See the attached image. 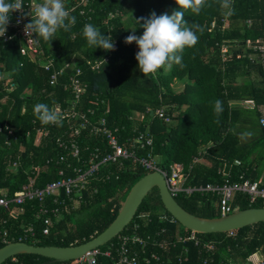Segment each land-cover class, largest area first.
Returning a JSON list of instances; mask_svg holds the SVG:
<instances>
[{
  "label": "trees",
  "instance_id": "16d2710c",
  "mask_svg": "<svg viewBox=\"0 0 264 264\" xmlns=\"http://www.w3.org/2000/svg\"><path fill=\"white\" fill-rule=\"evenodd\" d=\"M91 6L94 14L89 24L97 27L101 34L112 37L114 50L105 51L88 44L83 35L86 18L77 11L70 13L76 23L69 31L59 30L52 41L38 38L45 55L57 59L56 69L67 61L81 70L80 78L87 84V92L82 95L78 108L94 107L95 97L104 98L110 109L107 124L119 129L120 145L128 147L126 139L134 137L133 130L151 134L152 154L161 158V167L168 168L175 162L182 164L188 184L241 182L243 175L242 179L252 181L263 177L260 188H264V128L258 124L262 115L259 108L264 110V74L259 63L250 58L253 52L247 50L244 43H255L264 35V0H206L198 15L184 10L189 24L195 22L203 28L202 33H197L198 43L184 50L183 67L173 64L170 70L160 69L146 76L139 70L135 58L138 46L126 44L125 38L132 31L138 36L143 34V28L136 22L138 18L148 17L152 12L158 16L165 12L171 15L179 10L175 0H91ZM109 12L113 14L111 19L107 18ZM247 21H251L250 26ZM11 51H15L14 46L0 41V73L7 76L3 82L10 80L16 84L12 92H6L5 85L0 83V194L7 193L9 198L28 183L29 177H34L30 172L32 166L42 167L45 159L58 153L55 139L68 134L67 124L47 127L39 143L34 144L42 122L33 109L37 103H45L51 109L56 104L67 106L71 93L62 85L67 83L64 75L73 72L71 66H67L57 84L50 86L49 73L29 63L17 51V55L10 58ZM97 62H101L100 67L91 70L89 63ZM253 74L260 77L258 85L251 81ZM217 99L223 102L221 112L214 111ZM240 100H250L254 107L243 109L232 105L233 101ZM159 108L167 111L168 123L154 114ZM147 109L153 111L152 115ZM134 113L144 114L143 120L131 119ZM237 125L242 126V131ZM240 132L244 133L242 141L238 137ZM200 147L207 149L199 153ZM195 156L199 157V162L191 165ZM17 157L20 158L17 169L8 170L9 163ZM234 160H239L241 166H233ZM145 174L131 169L120 175L118 181L99 185L95 198L88 199L75 211L69 207L63 209L62 221L52 226L47 236L41 235L42 224L36 220L37 203H25L22 215L15 219L2 212V217L7 219L8 242H17L23 228L32 224L35 238L21 240L29 245L68 247L85 243L112 223L120 209L121 196L123 201L130 188ZM55 178V169L44 167L35 186L41 188ZM175 200L192 215L220 217L215 196L194 193ZM232 200V212L264 208V201L258 199L250 205L248 196L242 193H235ZM160 211L164 209L154 189L144 198L134 218L141 213L149 214L148 219L138 221L137 233L169 242L167 250L152 248L163 264H178V257L183 259V264H264V223L244 227L231 235L195 233L194 240L189 241L191 231L178 223H161ZM135 222L136 219L126 229ZM178 237L186 241L183 243ZM114 242L115 239L99 249L104 252ZM205 244H211L212 248L207 249ZM3 246L5 244L0 242V248ZM14 258L16 262L10 264L47 261L37 255ZM75 261L55 264H75ZM95 264H111V257L99 255Z\"/></svg>",
  "mask_w": 264,
  "mask_h": 264
},
{
  "label": "built area",
  "instance_id": "2783aa9c",
  "mask_svg": "<svg viewBox=\"0 0 264 264\" xmlns=\"http://www.w3.org/2000/svg\"><path fill=\"white\" fill-rule=\"evenodd\" d=\"M229 0H227L228 2ZM39 0H23V8L20 11L13 12L11 19L7 25L6 32L0 41L4 44H9L15 47V50L22 58L29 63L35 64L43 71L49 73L48 85L54 86L58 82V78L64 75L65 68L71 66L72 63L63 61L61 68L56 69L55 61L57 59L45 55L40 41L31 42V39H36L35 34L28 37L25 34L24 28L35 14V6ZM65 6L68 4L67 10L71 13L77 11L80 16L86 18V23L92 19L94 9L91 6V0H63ZM113 14L108 13L107 18L111 19ZM247 25H251V21H247ZM28 40L30 41L28 43ZM246 49L253 52L250 58L255 57L264 74V35L261 36L255 43L250 41L244 42ZM222 55L225 54L226 48L221 49ZM106 61V59L104 60ZM101 62L89 63L91 70H97ZM73 71L70 74L64 75L67 83L62 87L65 91L71 93L70 102L67 106L61 107L59 104L53 106L60 117L58 123L40 124V128L36 133L34 144H38L41 138V133L47 127H56L67 124L68 134H64L55 139V146L58 150L54 156H50L44 160L43 166L35 165L30 168V172L34 177H29L28 183L23 185L12 197H8L7 193L0 194V242L8 244V233L5 229L7 219L2 217V212L9 218L15 219L22 215L23 205L27 202L37 203L36 220L42 224L41 235H49L50 229L55 225L62 215L63 209L67 207L74 210L79 205L84 204L88 199L95 198L98 190L94 184L109 183L113 178L118 179V170L130 171L138 169L146 173L158 172L162 175L166 182L167 189L173 198L181 195L190 196L193 193L201 195L211 193L218 197L217 208L220 216L228 215L232 212V199L235 193H242L248 196L250 203L256 200H264V188H260V183H252L248 180L241 182H224L220 185L207 184L199 187H185L181 183L180 165H174L169 170L162 169L160 164L155 162V156L149 150L152 147L153 139L151 134L145 132H135L132 139H126L128 147H134L135 150H127L119 143V138L115 132L111 131V127L107 124V115L109 114V106L104 98L95 97L94 107L79 109L82 95L87 92V84L81 80V70L77 66H71ZM7 79L6 74L0 73V83L5 85L6 92H12L16 88V84ZM1 101H4L2 99ZM147 112L153 111L147 109ZM146 112V113H147ZM139 115L137 121H142L144 114ZM154 114L168 123L169 117L165 108H159L154 111ZM258 124L264 128V115L259 118ZM95 141V144L89 142ZM9 146V143H6ZM148 152L144 155H138L137 151ZM198 159L194 158L196 162ZM20 164V158L17 157L9 163L7 169L15 171ZM236 164H238L236 162ZM44 167H53L55 169L56 178L53 181L46 183L43 187L37 188L35 181L39 172ZM92 187V188H91ZM147 213H141L136 218V222L129 229L124 228L115 238V242L111 243L108 248L101 252L99 248L93 249L76 260L75 264H95L96 257L104 255L107 258L111 257V264H163L160 257L152 250V248L168 249L169 242L164 240L158 241V238H152L150 235L141 236L137 233L139 228V220H146L149 217ZM133 220L131 222H133ZM158 220L161 223L174 225L177 223L174 218L166 212L158 213ZM131 224V223H130ZM128 227V226H127ZM164 230H162L163 232ZM232 232H229L231 235ZM26 238H35L34 227L32 224L23 228L21 237L17 242H22ZM195 233L191 234L187 240H194ZM178 240L185 242L186 239L178 237ZM204 247L211 249V244H205ZM186 254V249L183 251ZM114 253V254H113ZM8 260H10L8 262ZM16 262L14 257L7 259L2 264H10ZM178 264H183V259L177 258Z\"/></svg>",
  "mask_w": 264,
  "mask_h": 264
},
{
  "label": "clouds",
  "instance_id": "9594fccd",
  "mask_svg": "<svg viewBox=\"0 0 264 264\" xmlns=\"http://www.w3.org/2000/svg\"><path fill=\"white\" fill-rule=\"evenodd\" d=\"M178 9L171 15L167 12L159 16L152 12L148 17H140L136 22L143 28L142 35L135 31L125 38L126 44L135 43L139 51L136 54L139 70L146 76L156 73L160 69L170 70L173 64L183 67V52L186 48L194 47L199 40L198 32L203 28L198 23H191L184 18V10H191L199 14L205 6L206 0H175ZM23 8V0H0V37H3L13 12ZM142 22V23H141ZM76 23V18L70 15L63 0H40L35 6V14L24 31L28 37L35 34L44 41H52L59 30L69 31ZM83 35L89 45L105 51L114 50V41L111 36L101 34L92 24H85ZM30 41L28 40V43ZM223 102L217 99L214 102V111L223 110ZM34 114L44 124L58 123L60 117L54 109L45 103L34 105Z\"/></svg>",
  "mask_w": 264,
  "mask_h": 264
},
{
  "label": "water",
  "instance_id": "95a60500",
  "mask_svg": "<svg viewBox=\"0 0 264 264\" xmlns=\"http://www.w3.org/2000/svg\"><path fill=\"white\" fill-rule=\"evenodd\" d=\"M154 189L157 190L164 211L180 226L197 234L229 233L257 223H264V208L255 207L234 211L217 218H201L192 215L170 195L162 175L158 172H149L130 188L115 219L96 237L80 245L68 247L33 246L24 242L8 243L0 248V264L19 255H37L47 259L41 264L78 260L85 253L103 247L120 234L133 220L144 198Z\"/></svg>",
  "mask_w": 264,
  "mask_h": 264
},
{
  "label": "crops",
  "instance_id": "0c3cea01",
  "mask_svg": "<svg viewBox=\"0 0 264 264\" xmlns=\"http://www.w3.org/2000/svg\"><path fill=\"white\" fill-rule=\"evenodd\" d=\"M251 81L255 84V83H257V82H260V77L258 76V75H252V77H251ZM178 86H179V84H178ZM177 85H176V87H178ZM232 105H234V106H242V108L244 109H246V108H253L254 107V105H253V102L252 101H250V100H245V101H242V100H240V101H233L232 102ZM259 111H261L262 112V115H264V110H263V107H260L259 108ZM135 114L136 113H134L133 114V117H131V119H133V118H135L136 119V117H135ZM174 114H175V112H174ZM261 115V116H262ZM135 119H133L134 121H137V120H135ZM137 119H138V117H137ZM237 126H239L238 128L240 129V131H242V126H240V125H237ZM117 128H114V127H111V131L112 132H114L115 130H116ZM119 130V129H118ZM133 132L135 133L136 131L135 130H133ZM140 132H144V131H140ZM118 133H119V131L118 132H115V134H116V136H118ZM146 133V132H145ZM243 134L244 133H242V132H240V133H238V137L240 138V140L242 141L243 139H244V137H243ZM118 138L120 139V137L118 136ZM123 148H125V149H127V150H135V148L134 147H123ZM152 148L153 147H151L149 150L151 151V153H152ZM200 149V151H199V153L202 151V152H204L205 151V149H207V147H200L199 148ZM137 151V150H136ZM148 152V150H146V152L145 151H137V153H138V155H145L146 153ZM198 153V154H199ZM153 156H155V155H153ZM155 158L157 159V161H158V159L160 160L161 158H159V156H155ZM194 158H197L198 160L195 162L194 161ZM199 162V157L198 156H195V157H193L192 158V162H191V165H195V164H197ZM236 162L238 163V164H236ZM160 163V162H159ZM180 165L181 167H182V171H181V183H183V185L185 186V187H199V186H202V185H199V186H195V185H191V184H188V180L186 179V174L184 173V169H183V165L182 164H180V163H177V162H175V163H172L168 168H162V169H165V170H169L170 168H172L174 165ZM207 164H209V163H207ZM232 165L233 166H236V167H240L241 166V164H240V161L239 160H234L233 162H232ZM160 166H161V164H160ZM118 176H120V175H122V174H126V173H128L129 171H120V170H118ZM115 175H112V177H111V181L109 182V183H106V184H104V183H97V184H94V186L96 187V189L98 190V187H99V185H100V187H102L103 185H107V184H111V183H114V182H116V181H118V179H119V177H118V179L117 180H115L113 177H114ZM242 177H243V175H241L240 176V180L241 181H243V180H248V179H242ZM262 178L263 177H259L256 181H252V180H248V181H250V182H252V183H255V182H257V183H260V187H262L261 185H262ZM212 185H214V184H212ZM92 188V187H91ZM194 194V193H193ZM198 194H200V193H198ZM201 195V194H200ZM206 195H212V196H215L216 197V195L215 194H211V193H207V194H204V196H206ZM181 196H184V195H181ZM191 196V195H190ZM118 197V196H117ZM188 197V196H187ZM216 199L218 200V197H216ZM249 199V198H248ZM261 200V199H260ZM258 200H256L255 202H257ZM262 201H264V200H262ZM254 202V203H255ZM249 203H250V201H249ZM254 203H250V205L251 204H254ZM79 207V206H78ZM78 207L77 208H75L74 209V211L75 210H77L78 209ZM63 212H62V215L60 216V218H59V220L58 221H56V223H55V225L57 224V223H59L60 221H62V217H63ZM42 227V226H41ZM116 238V237H115ZM114 238V239H115ZM112 241V240H111ZM110 241V242H111ZM109 242V243H110ZM109 243H107V244H109ZM106 244V245H107ZM105 246V245H104Z\"/></svg>",
  "mask_w": 264,
  "mask_h": 264
},
{
  "label": "rangeland",
  "instance_id": "374dc122",
  "mask_svg": "<svg viewBox=\"0 0 264 264\" xmlns=\"http://www.w3.org/2000/svg\"><path fill=\"white\" fill-rule=\"evenodd\" d=\"M17 54H16V50L15 51H11V52H9V57L10 58H13V57H15ZM252 59L254 60V61H257L254 57H252ZM11 60H13V59H11ZM256 85H258V82L257 83H255ZM180 86V85H179ZM182 87V86H181ZM26 94H28V92H26ZM135 117H139V115L138 114H135ZM155 162L156 163H158V164H161V159L159 160L158 159V161H157V159H155ZM160 162V163H159ZM126 196V195H125ZM124 199H125V197H124ZM120 202H121V204L123 203V201H122V196H121V198H120ZM233 201V200H232ZM264 203V202H263ZM231 205H232V202H231Z\"/></svg>",
  "mask_w": 264,
  "mask_h": 264
}]
</instances>
